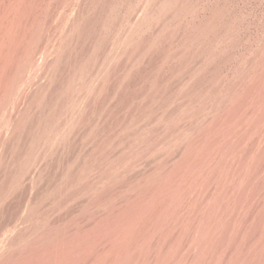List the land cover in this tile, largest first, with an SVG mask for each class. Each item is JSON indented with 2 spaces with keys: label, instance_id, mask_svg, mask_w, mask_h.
I'll return each instance as SVG.
<instances>
[{
  "label": "rangeland",
  "instance_id": "obj_1",
  "mask_svg": "<svg viewBox=\"0 0 264 264\" xmlns=\"http://www.w3.org/2000/svg\"><path fill=\"white\" fill-rule=\"evenodd\" d=\"M104 1L43 0L31 45L13 47L0 264H264V0H228L227 47L182 55L166 46L191 17L156 47H87ZM77 68L98 77L92 91L37 133ZM210 75L237 93L228 106L150 95Z\"/></svg>",
  "mask_w": 264,
  "mask_h": 264
},
{
  "label": "bare ground",
  "instance_id": "obj_2",
  "mask_svg": "<svg viewBox=\"0 0 264 264\" xmlns=\"http://www.w3.org/2000/svg\"><path fill=\"white\" fill-rule=\"evenodd\" d=\"M42 3L43 0H0V48L7 47L6 59L0 63V101L9 95L20 68L11 62L13 47L31 45L40 29ZM228 3V0H215L201 7L197 0H106L101 5L100 16L87 47H156L163 42L165 32H172L186 17L194 19L192 27L179 37L173 32L166 47H179L176 51L179 55L186 52L183 47H227L232 14ZM144 36L148 38L146 43ZM95 50H90L91 57ZM97 79L89 68H77L67 75L57 96L42 115L43 125L37 133L55 130L63 120V113L71 112L75 103L82 102ZM153 86H150V95L155 98L153 101L158 102L161 95L166 94V104L180 99L189 106L194 101L206 99L212 107L219 103L228 106L237 96L231 89L233 87H227L226 81L216 75L194 84L182 78L169 91L163 89L165 84L160 90Z\"/></svg>",
  "mask_w": 264,
  "mask_h": 264
}]
</instances>
